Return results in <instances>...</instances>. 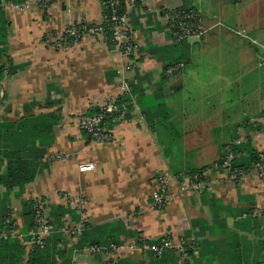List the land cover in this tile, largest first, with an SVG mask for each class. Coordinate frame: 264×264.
Here are the masks:
<instances>
[{
  "label": "crops",
  "instance_id": "crops-1",
  "mask_svg": "<svg viewBox=\"0 0 264 264\" xmlns=\"http://www.w3.org/2000/svg\"><path fill=\"white\" fill-rule=\"evenodd\" d=\"M175 8L198 11L200 39L169 41L163 16ZM0 10L10 61L0 80V124L49 114L56 120L36 143L44 155L33 180L8 192L0 186V212L15 221L26 252L31 232L24 205L41 202L57 230L58 224L78 223L75 204L83 201L89 231L77 242L62 235L70 264H106L104 256L81 249L108 240L123 247L117 264H149L151 253L129 246H152L162 237L191 246L186 258L167 250L165 264L261 262L264 182L251 176L237 183L213 166L221 149L241 137L264 153V0L137 3L124 10L138 45L127 59L109 48L105 35L85 36L70 47L45 43L47 34L61 33L71 23H99L98 0H56L45 11L34 0H0ZM177 63L183 65L180 72L165 75V68ZM122 82L133 87L126 120L108 123L112 143L90 140L75 116L119 95ZM88 162L95 169L79 172L78 165ZM200 168L207 170L203 194L182 195L175 186L172 203L163 211L151 208L157 174ZM4 169L3 161L0 174ZM250 209L261 213L242 219Z\"/></svg>",
  "mask_w": 264,
  "mask_h": 264
},
{
  "label": "built area",
  "instance_id": "built-area-1",
  "mask_svg": "<svg viewBox=\"0 0 264 264\" xmlns=\"http://www.w3.org/2000/svg\"><path fill=\"white\" fill-rule=\"evenodd\" d=\"M56 0H34L36 6L45 11ZM103 9H108L107 13L102 14V20L94 25L85 24L81 21L71 23L61 33H50L45 36V43L52 45L56 48L70 47L71 45L78 44L85 36H102L109 32L112 38L113 50L119 53L122 57L128 58L134 55L138 50V45L131 36V28L127 22L124 10L130 8L137 3H143L145 0H98ZM164 27L165 33L169 37L171 43L180 41H188L190 39H200L204 30L201 25L198 11L193 8H175L164 13ZM181 65L170 67L165 71V75L174 74L181 69ZM123 83V82H122ZM130 93V86L123 83L121 93L117 96H112L106 99L103 103L97 106L98 112L88 115L86 112L78 113L75 116V121L78 128L90 140L101 143L109 144L114 141V135L111 130H108V123H121L126 120L128 116L127 102L120 101L119 97L127 98ZM246 139L241 137L232 142L231 146L245 143ZM231 146L224 148L223 156L219 165H214V169H221L226 172L229 180L235 181L237 171L233 168V162L239 157V154L231 150ZM259 163L256 164L250 172H242L241 179L254 176L257 180L264 182V154L258 155ZM95 169L93 163H84L78 165V171L85 173L91 172ZM205 174L200 178L198 176H174L164 173H159L154 177V189L150 199L151 208L157 211H163L176 197L173 188L177 187L179 194L201 195L206 189L207 183ZM239 177V176H238ZM237 177V179H238ZM75 208L80 213V219L77 224L70 226L65 224L60 230L67 238L73 239L75 242L79 240L82 232L86 226L85 204L83 201H77ZM34 230L30 233V248H41L48 236L55 232V227L52 219L44 208L41 202H37L34 207ZM261 211L251 210L241 215L242 219L247 217L257 218ZM6 220V224H9ZM8 226L9 231L2 234L3 238H20L21 235L16 231L15 222L10 223ZM140 245L133 244L129 248L132 250L140 251L141 253H151L154 256L160 257L166 250L175 249L178 256L186 258L187 251L191 248L186 242L179 241L172 242L167 237H162L159 241L152 245L146 246L145 243ZM123 247L118 244H110L108 247L104 246H85L81 250L89 255H101L105 257L106 264H117V253ZM261 262L264 264V245L261 250ZM74 264V262L72 263Z\"/></svg>",
  "mask_w": 264,
  "mask_h": 264
},
{
  "label": "trees",
  "instance_id": "trees-1",
  "mask_svg": "<svg viewBox=\"0 0 264 264\" xmlns=\"http://www.w3.org/2000/svg\"><path fill=\"white\" fill-rule=\"evenodd\" d=\"M195 10V9H194ZM197 11V10H195ZM108 9L102 8V14L107 13ZM6 19L4 18L1 10H0V80L3 78L4 73L8 72L10 61L8 57L5 55V36H6ZM106 43L109 48H113L112 46V38L109 32H106ZM182 42L180 41L177 43H173L175 45H179ZM181 65V69L183 68L182 64H173L165 68V71L170 67H175ZM180 69V70H181ZM132 85H130V94H132ZM120 101L127 102L128 108L130 107V98H121L119 97ZM98 112V108H93L89 112L88 115H92ZM56 123L54 120V115L49 114L46 117H33V116H26L21 117L15 122L11 121H4L0 124V167L2 162H5V169L0 174V186H2L7 192L12 190L13 188H22L25 184L30 183L34 175L36 173V168L38 164V159H40L44 155V150H40L36 143L41 140V142L45 139L42 137L48 136L50 133L51 127L53 124ZM111 123V122H110ZM88 137V136H87ZM232 143L229 145L231 146ZM228 146V145H227ZM225 146V147H227ZM221 149L222 153L214 163V165H219L220 161L223 156V150ZM231 150L239 154V157L234 160L233 162V170L237 171L236 182L240 183L241 173L242 172H250L254 169L256 164L259 163V152H255L249 144V141H245V143H241L239 145L231 146ZM264 154V153H263ZM221 170V169H218ZM205 174L206 181V174L207 170L205 168L189 170L186 172H180L174 174V176L182 175V176H198L200 178L203 177ZM239 176V177H238ZM238 177V179H237ZM207 188V186H206ZM206 190V189H205ZM204 190V191H205ZM204 193V192H203ZM202 193V194H203ZM37 204L31 203V205L26 204L24 205L27 208V211L23 213L24 221H25V228L27 233L32 232L35 227L34 223V215L35 210L34 207ZM250 209L245 212H250ZM56 214L59 213L58 209H55ZM243 212V213H245ZM242 213V214H243ZM241 214V215H242ZM51 216V214H49ZM60 215H56L58 219ZM247 217L245 219H248ZM256 219V218H253ZM6 220H9L10 223L15 222L8 213L4 210L0 212V264H70L71 261V252L66 253V248L62 247L64 245L63 241V233L60 231L61 228L64 226L62 224L56 225L58 228L55 229V232L48 236L41 248L33 247L32 249L29 248L27 252L25 251L22 244L17 240V238H3L2 234L9 231L8 226L11 224H6ZM61 225L63 227H61ZM86 228L82 232L81 236L84 235L87 231H89L88 224H85ZM16 229V227H15ZM80 236V237H81ZM79 237V239H80ZM29 239V238H28ZM69 239V238H68ZM118 244L116 241L112 240L104 245H97L95 243L89 244V246H104L108 247L110 244ZM140 245L141 243H137ZM264 245V244H263ZM262 245V247H263ZM84 245L80 244L78 247L81 249ZM79 250V249H77ZM190 250V249H189ZM187 251V253L189 252ZM262 250V248H261ZM172 251V250H169ZM167 252V250H166ZM164 252L160 257L154 256L150 254L149 256V264H165V261L162 262L161 259L165 256ZM26 255V258L25 256ZM166 258H164L165 260ZM59 261H61L59 263ZM260 264V263H259Z\"/></svg>",
  "mask_w": 264,
  "mask_h": 264
},
{
  "label": "rangeland",
  "instance_id": "rangeland-1",
  "mask_svg": "<svg viewBox=\"0 0 264 264\" xmlns=\"http://www.w3.org/2000/svg\"><path fill=\"white\" fill-rule=\"evenodd\" d=\"M178 72H180V71H178ZM178 72H176V73H178ZM176 73H174V74H176ZM174 74H171V75H174ZM171 75H168V76H171ZM208 173H209V172H208ZM223 173L226 174V172H224V171H223ZM235 181H236V180H235ZM44 208L47 210V208H46L45 206H44ZM85 253H86V252H85ZM88 255H89V254H88Z\"/></svg>",
  "mask_w": 264,
  "mask_h": 264
}]
</instances>
